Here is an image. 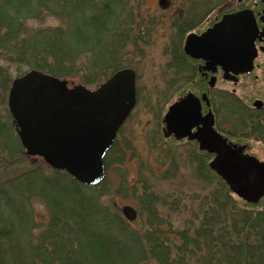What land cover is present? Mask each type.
Here are the masks:
<instances>
[{
  "label": "trees",
  "instance_id": "16d2710c",
  "mask_svg": "<svg viewBox=\"0 0 264 264\" xmlns=\"http://www.w3.org/2000/svg\"><path fill=\"white\" fill-rule=\"evenodd\" d=\"M134 2L0 0V56L21 69L17 75L36 68L95 87L121 68L126 45L141 39L134 33ZM6 123L0 120V142L9 140L0 143V264H264V196L237 202L204 153L206 163L200 165L214 184L199 187L194 200L191 189L172 194L178 204L190 199L192 210L185 204L190 216L171 245L170 232L161 228L160 194L144 176L133 191L146 214L148 229L140 230L104 197L128 192L124 173L118 187L115 177L86 185L28 156ZM138 186L146 188L144 195ZM39 203L46 208L43 215Z\"/></svg>",
  "mask_w": 264,
  "mask_h": 264
},
{
  "label": "rangeland",
  "instance_id": "374dc122",
  "mask_svg": "<svg viewBox=\"0 0 264 264\" xmlns=\"http://www.w3.org/2000/svg\"><path fill=\"white\" fill-rule=\"evenodd\" d=\"M159 1L135 0L134 2L136 17L134 33L141 39L137 43L130 41L126 45L123 54L119 57V66L131 67L138 75L137 103L120 129L116 146L111 153L109 151L110 157L108 155L113 162L108 177H115L117 180L115 186L118 187L123 184L121 175L124 173L128 192L123 195L115 192L111 196L104 197L108 202L116 203L119 208L123 204L134 206L139 217L131 222L132 226L140 230L147 228L146 219L142 216L143 204L133 192L134 185L139 184V180L144 176L149 180L150 189L154 193H159L158 197L165 204L159 203V214L164 219L161 228L170 232L172 245L175 231L184 228V219L190 216L191 212L186 205L192 210L190 199L185 202L182 199V204H178L172 194H178L176 191L180 190V187L182 190L191 189L190 197L194 200L192 197L199 187L214 183L209 172L203 171L200 165L206 163V159L198 151L195 143L189 144L185 140L174 142L171 138L166 139L162 136V117L171 101L176 99L175 90L183 83V77L192 75L187 68L189 63L178 59L180 44H183L193 26L196 25L194 29L201 28L206 15H212V10L216 11L217 3L222 0H170V6L164 8ZM20 70L16 64L0 56V120L3 124L8 122L11 127L13 126L12 133L16 132V129L8 108V90ZM175 78L179 81H173ZM69 82L83 83L80 78ZM85 85L93 87V85ZM164 102V108L160 113V107ZM4 142L6 144L9 140L4 139ZM4 142L0 143L4 144ZM254 151L260 158H264V145L254 143ZM199 158L202 160L199 161ZM166 172L167 178L162 179V173ZM138 187L140 196L144 195L146 188ZM213 188L212 186L209 191ZM178 196L182 195L176 197ZM232 198L237 202H243L236 193H232ZM173 203L175 206L171 205ZM199 204L200 200L195 203L197 207ZM36 209L42 215L46 211L43 203L36 205ZM143 215L146 216L145 213ZM173 253L175 251L172 252L171 258L174 257Z\"/></svg>",
  "mask_w": 264,
  "mask_h": 264
},
{
  "label": "flooded vegetation",
  "instance_id": "af4514ba",
  "mask_svg": "<svg viewBox=\"0 0 264 264\" xmlns=\"http://www.w3.org/2000/svg\"><path fill=\"white\" fill-rule=\"evenodd\" d=\"M215 10L179 46L192 75L176 88L162 131L195 143L216 174L222 161L253 195L263 191L264 158L254 143L264 145V0H222Z\"/></svg>",
  "mask_w": 264,
  "mask_h": 264
},
{
  "label": "water",
  "instance_id": "95a60500",
  "mask_svg": "<svg viewBox=\"0 0 264 264\" xmlns=\"http://www.w3.org/2000/svg\"><path fill=\"white\" fill-rule=\"evenodd\" d=\"M160 3L166 6L168 0ZM135 104L136 72L129 67L116 71L93 89L83 84L70 86L66 78L31 69L14 78L8 95L26 153L41 156L53 168L65 170L86 184L106 177L104 157ZM220 165L222 172L216 170L244 198L257 199L264 194V163L260 164L263 191L253 195L244 193L242 181H236L222 161ZM243 178L248 180L249 176ZM121 210L128 220L137 218L132 205L124 204Z\"/></svg>",
  "mask_w": 264,
  "mask_h": 264
}]
</instances>
